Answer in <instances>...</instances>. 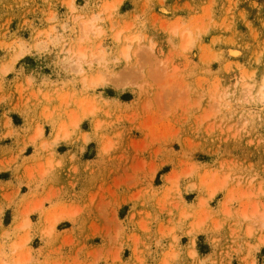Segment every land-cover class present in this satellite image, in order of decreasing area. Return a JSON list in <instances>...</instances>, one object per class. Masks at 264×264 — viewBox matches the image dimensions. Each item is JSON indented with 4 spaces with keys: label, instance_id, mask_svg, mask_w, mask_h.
Segmentation results:
<instances>
[{
    "label": "rangeland",
    "instance_id": "obj_1",
    "mask_svg": "<svg viewBox=\"0 0 264 264\" xmlns=\"http://www.w3.org/2000/svg\"><path fill=\"white\" fill-rule=\"evenodd\" d=\"M7 169L0 264H264V0H0Z\"/></svg>",
    "mask_w": 264,
    "mask_h": 264
},
{
    "label": "crops",
    "instance_id": "obj_2",
    "mask_svg": "<svg viewBox=\"0 0 264 264\" xmlns=\"http://www.w3.org/2000/svg\"><path fill=\"white\" fill-rule=\"evenodd\" d=\"M57 154H58V156L59 155L62 156L65 154V152H58ZM64 158L61 157L60 160H63ZM60 169H61V166H60V168L56 169L55 172L50 177H46L45 179L40 181V183L43 186H45V185L48 186L50 184L51 187L65 188L66 183L68 182L70 184L71 180L67 179L66 175H64V173L61 172ZM17 174L18 173L15 170H13L12 172L9 169L0 170V175H2L0 177V187L11 189L13 191H16V189H18L20 195L26 193V190L23 187L17 186V180H20V176H18ZM81 178H82L81 175H75L73 177V181H72L73 184L72 185L75 187V189H78L80 187V185L82 183ZM32 185H30V186H32Z\"/></svg>",
    "mask_w": 264,
    "mask_h": 264
},
{
    "label": "bare ground",
    "instance_id": "obj_3",
    "mask_svg": "<svg viewBox=\"0 0 264 264\" xmlns=\"http://www.w3.org/2000/svg\"><path fill=\"white\" fill-rule=\"evenodd\" d=\"M85 29H86V27H84V30H85ZM65 61H66V62H69L70 60L66 58ZM56 141H57V137L54 138V142H56Z\"/></svg>",
    "mask_w": 264,
    "mask_h": 264
}]
</instances>
